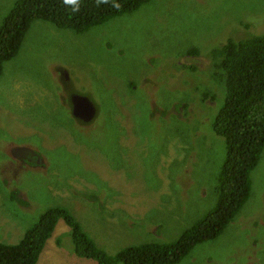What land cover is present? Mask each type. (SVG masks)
Wrapping results in <instances>:
<instances>
[{
    "label": "rangeland",
    "instance_id": "374dc122",
    "mask_svg": "<svg viewBox=\"0 0 264 264\" xmlns=\"http://www.w3.org/2000/svg\"><path fill=\"white\" fill-rule=\"evenodd\" d=\"M262 34L264 0H149L79 33L32 20L0 71V243L54 207L106 255L177 240L213 208L224 155L207 53ZM69 94L93 103L86 125ZM248 182L233 220L176 264H264V147ZM35 264L93 263L60 219Z\"/></svg>",
    "mask_w": 264,
    "mask_h": 264
},
{
    "label": "trees",
    "instance_id": "16d2710c",
    "mask_svg": "<svg viewBox=\"0 0 264 264\" xmlns=\"http://www.w3.org/2000/svg\"><path fill=\"white\" fill-rule=\"evenodd\" d=\"M149 0H118L119 10L81 0L80 11L71 12L63 0H15L0 23V71L13 58L32 20L51 23L75 33L106 20L135 11ZM196 56L195 49L186 51ZM213 75L222 90V103L212 120V131L223 140L224 155L216 177V202L194 225L171 243L127 246L106 255L82 232L62 207L49 208L14 244L0 243V264H35L58 220L70 231L72 252L94 264H176L190 249L213 239L233 220L249 192L248 173L264 147V34L227 39L208 51Z\"/></svg>",
    "mask_w": 264,
    "mask_h": 264
},
{
    "label": "water",
    "instance_id": "95a60500",
    "mask_svg": "<svg viewBox=\"0 0 264 264\" xmlns=\"http://www.w3.org/2000/svg\"><path fill=\"white\" fill-rule=\"evenodd\" d=\"M70 113L80 122L87 123L91 121L95 115V108L88 97L72 94L69 97Z\"/></svg>",
    "mask_w": 264,
    "mask_h": 264
},
{
    "label": "clouds",
    "instance_id": "9594fccd",
    "mask_svg": "<svg viewBox=\"0 0 264 264\" xmlns=\"http://www.w3.org/2000/svg\"><path fill=\"white\" fill-rule=\"evenodd\" d=\"M65 5H71V12L76 14L80 11L81 8V0H63ZM101 5H109L117 10L121 8L118 0H95V6L100 7Z\"/></svg>",
    "mask_w": 264,
    "mask_h": 264
},
{
    "label": "flooded vegetation",
    "instance_id": "af4514ba",
    "mask_svg": "<svg viewBox=\"0 0 264 264\" xmlns=\"http://www.w3.org/2000/svg\"><path fill=\"white\" fill-rule=\"evenodd\" d=\"M70 95V94H69ZM70 97V96H69ZM73 118V117H72ZM74 120H75V122H77L78 124H81V125H86V124H82L83 122H80L78 119H75V118H73Z\"/></svg>",
    "mask_w": 264,
    "mask_h": 264
},
{
    "label": "crops",
    "instance_id": "0c3cea01",
    "mask_svg": "<svg viewBox=\"0 0 264 264\" xmlns=\"http://www.w3.org/2000/svg\"><path fill=\"white\" fill-rule=\"evenodd\" d=\"M86 261H89V260H86ZM91 262V261H90ZM91 263H93V262H91ZM94 264V263H93Z\"/></svg>",
    "mask_w": 264,
    "mask_h": 264
}]
</instances>
